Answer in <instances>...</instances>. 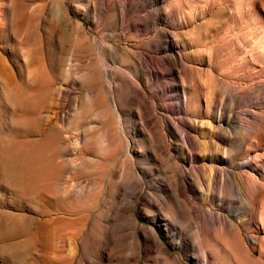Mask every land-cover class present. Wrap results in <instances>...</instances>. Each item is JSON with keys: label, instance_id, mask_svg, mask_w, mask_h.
<instances>
[{"label": "rangeland", "instance_id": "1", "mask_svg": "<svg viewBox=\"0 0 264 264\" xmlns=\"http://www.w3.org/2000/svg\"><path fill=\"white\" fill-rule=\"evenodd\" d=\"M0 264H264V0H0Z\"/></svg>", "mask_w": 264, "mask_h": 264}, {"label": "bare ground", "instance_id": "2", "mask_svg": "<svg viewBox=\"0 0 264 264\" xmlns=\"http://www.w3.org/2000/svg\"><path fill=\"white\" fill-rule=\"evenodd\" d=\"M67 36V35H66ZM55 53V52H54ZM62 59V58H61ZM65 61H66V59H65ZM53 64V63H52ZM84 71V70H83ZM89 75H91V74H89ZM88 77V76H87ZM95 77V76H94ZM43 83V82H42ZM91 83V82H90ZM44 86V85H43ZM46 89H48V88H46ZM47 98V97H46ZM93 106V105H92ZM101 106V105H100ZM89 108V106L86 104H84V106H83V109L84 110H87ZM83 117V116H82ZM61 140H63V139H61ZM38 144L36 143V142H31V143H29V144H27V147H31V148H33V147H35V146H37ZM23 164V163H22ZM107 164V163H106ZM46 171V170H45ZM26 172H27V170H26ZM25 182V181H24ZM48 183V182H47ZM23 189V188H22ZM45 192V191H44ZM20 195H21V193H20ZM70 204V203H69ZM90 215V214H89Z\"/></svg>", "mask_w": 264, "mask_h": 264}]
</instances>
